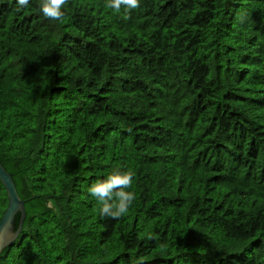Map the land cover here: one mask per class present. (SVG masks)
<instances>
[{"label": "trees", "instance_id": "16d2710c", "mask_svg": "<svg viewBox=\"0 0 264 264\" xmlns=\"http://www.w3.org/2000/svg\"><path fill=\"white\" fill-rule=\"evenodd\" d=\"M37 4L0 3V163L25 209L0 264H264V0ZM118 167L136 198L112 219L86 189Z\"/></svg>", "mask_w": 264, "mask_h": 264}, {"label": "clouds", "instance_id": "9594fccd", "mask_svg": "<svg viewBox=\"0 0 264 264\" xmlns=\"http://www.w3.org/2000/svg\"><path fill=\"white\" fill-rule=\"evenodd\" d=\"M4 0H0L3 3ZM12 2V0H9ZM141 0H105V7L114 13L121 8L127 12L137 9ZM32 0H14L17 12L28 9ZM67 0H38L37 9L46 19L60 21L64 15ZM135 173L131 169L116 168L107 172L103 178H97L87 186V194L99 205L101 216L118 219L126 215L136 195L132 190Z\"/></svg>", "mask_w": 264, "mask_h": 264}, {"label": "water", "instance_id": "95a60500", "mask_svg": "<svg viewBox=\"0 0 264 264\" xmlns=\"http://www.w3.org/2000/svg\"><path fill=\"white\" fill-rule=\"evenodd\" d=\"M0 182L4 186L7 194V207L0 219V253L20 233L25 219L24 201L18 196L15 184L8 172L0 163ZM20 215L18 227L14 230V220L16 214Z\"/></svg>", "mask_w": 264, "mask_h": 264}]
</instances>
